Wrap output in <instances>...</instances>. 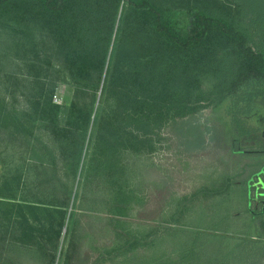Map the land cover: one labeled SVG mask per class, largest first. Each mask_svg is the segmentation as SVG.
I'll use <instances>...</instances> for the list:
<instances>
[{"label": "trees", "instance_id": "16d2710c", "mask_svg": "<svg viewBox=\"0 0 264 264\" xmlns=\"http://www.w3.org/2000/svg\"><path fill=\"white\" fill-rule=\"evenodd\" d=\"M252 14L261 26L264 0H0V25L16 29L26 46L20 72L0 81V130L29 138L43 122L64 157L69 148L76 177L86 137L96 127L89 173L96 169L114 183L122 176V154L153 150V136L170 119L197 112L204 101L264 98V41L256 42L247 21ZM58 66L73 82L69 106L54 101ZM18 92L26 101L22 109L6 98ZM43 164L55 178L54 162ZM61 187V200L47 207L49 219L22 211L16 216L22 226L6 233L49 264L56 263L72 200L68 182ZM123 196L128 193L120 185L119 215L129 202ZM4 251L0 264H20ZM65 253L63 264H74L70 248Z\"/></svg>", "mask_w": 264, "mask_h": 264}, {"label": "rangeland", "instance_id": "374dc122", "mask_svg": "<svg viewBox=\"0 0 264 264\" xmlns=\"http://www.w3.org/2000/svg\"><path fill=\"white\" fill-rule=\"evenodd\" d=\"M251 17L262 45L264 19L260 26V17ZM24 48L16 29L0 25V81L20 72ZM58 69L57 103L69 106L73 82L64 67ZM211 86L206 81L203 88ZM6 98L20 109L26 105L19 92ZM201 105L158 129L153 150L125 151L114 183L96 169L89 173L96 127L86 137L76 177L69 148L64 157L43 122L29 138L0 130V250L20 264H49L43 253L6 233L22 226L16 222L22 211L49 219L47 207L61 200V183L68 182L72 200L55 264L64 263L68 248L74 264H264V211L253 200L254 185L264 177V98ZM47 161L54 162L55 178L45 173ZM120 185L129 200L124 215L117 214L115 200Z\"/></svg>", "mask_w": 264, "mask_h": 264}, {"label": "flooded vegetation", "instance_id": "af4514ba", "mask_svg": "<svg viewBox=\"0 0 264 264\" xmlns=\"http://www.w3.org/2000/svg\"><path fill=\"white\" fill-rule=\"evenodd\" d=\"M254 189H255V196L253 198V200L255 201V209H258L259 205H262V211H264V195H261L262 192H264V188L262 187L260 182H257L254 185ZM251 185H248V188L250 190ZM260 187V189H259ZM264 214V212H263Z\"/></svg>", "mask_w": 264, "mask_h": 264}, {"label": "water", "instance_id": "95a60500", "mask_svg": "<svg viewBox=\"0 0 264 264\" xmlns=\"http://www.w3.org/2000/svg\"><path fill=\"white\" fill-rule=\"evenodd\" d=\"M258 182H260L262 187L264 188V177H260ZM259 189H260V187H259ZM261 195H264V192H262Z\"/></svg>", "mask_w": 264, "mask_h": 264}, {"label": "built area", "instance_id": "2783aa9c", "mask_svg": "<svg viewBox=\"0 0 264 264\" xmlns=\"http://www.w3.org/2000/svg\"><path fill=\"white\" fill-rule=\"evenodd\" d=\"M54 97H55L54 101L57 103L58 102V96L55 94Z\"/></svg>", "mask_w": 264, "mask_h": 264}, {"label": "crops", "instance_id": "0c3cea01", "mask_svg": "<svg viewBox=\"0 0 264 264\" xmlns=\"http://www.w3.org/2000/svg\"><path fill=\"white\" fill-rule=\"evenodd\" d=\"M262 171L264 172V170H262ZM262 171H261V172H262ZM263 174H264V173H263ZM248 189H249V188H248ZM249 193H250V190H249Z\"/></svg>", "mask_w": 264, "mask_h": 264}]
</instances>
